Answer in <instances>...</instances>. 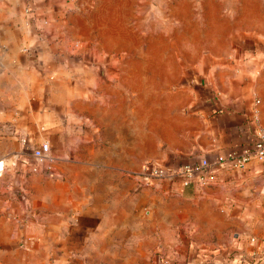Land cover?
<instances>
[{
	"label": "crops",
	"instance_id": "crops-1",
	"mask_svg": "<svg viewBox=\"0 0 264 264\" xmlns=\"http://www.w3.org/2000/svg\"><path fill=\"white\" fill-rule=\"evenodd\" d=\"M73 9L0 0V264H264V162L214 165L206 186L130 176L214 163L264 130V8H211L185 53L165 13L158 52L120 50L133 30L114 16V69ZM22 140L49 145L55 177Z\"/></svg>",
	"mask_w": 264,
	"mask_h": 264
},
{
	"label": "rangeland",
	"instance_id": "rangeland-1",
	"mask_svg": "<svg viewBox=\"0 0 264 264\" xmlns=\"http://www.w3.org/2000/svg\"><path fill=\"white\" fill-rule=\"evenodd\" d=\"M74 8H97L95 13H87L73 9L72 13L82 16L87 15L96 26V36L100 39L102 51L104 53L102 68L114 69V62L106 58V54L114 57V16L121 15L124 23L132 29V34L128 44L120 46V50L126 49L131 54H142L148 51V47L156 46L158 52L159 27H162V16L166 15L167 30L173 34L176 28L182 29V37L171 35L167 39L168 52L170 50H179L187 52L191 36V21L197 22L199 27L205 26V23L213 19L211 8H264V0H71ZM150 33V36L147 34ZM155 33L156 35H152ZM94 35V32H92ZM149 37H154L150 40ZM162 39V38H161ZM147 40V41H146ZM183 47L180 48V44ZM77 47V45L75 46ZM151 50V49H150ZM108 56V55H107ZM46 178L42 173H38Z\"/></svg>",
	"mask_w": 264,
	"mask_h": 264
},
{
	"label": "built area",
	"instance_id": "built-area-1",
	"mask_svg": "<svg viewBox=\"0 0 264 264\" xmlns=\"http://www.w3.org/2000/svg\"><path fill=\"white\" fill-rule=\"evenodd\" d=\"M254 119L257 121L256 117ZM22 143L26 145V149L34 161L31 172L42 173L47 177H55L53 170L54 158L49 154V145L46 142H41L37 146H28L26 140H22ZM250 160L264 162V130L258 126L254 129V140L252 142L219 154L214 163H211L206 158H199L196 161L173 167H166L154 162H145L141 165L139 172L131 173L130 176L143 187L150 186L156 180L174 178L178 179L183 186L189 184L206 186L215 181V173L212 171L214 165L227 164L232 168L240 169ZM3 172L4 164L0 161V176ZM251 241H254V239H251ZM159 261L161 264H168L161 258Z\"/></svg>",
	"mask_w": 264,
	"mask_h": 264
}]
</instances>
